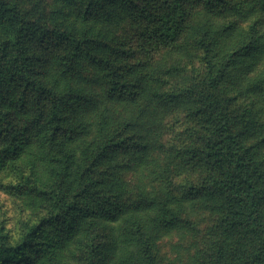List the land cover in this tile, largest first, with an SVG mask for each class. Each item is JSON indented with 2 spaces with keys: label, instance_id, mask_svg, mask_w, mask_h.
<instances>
[{
  "label": "trees",
  "instance_id": "1",
  "mask_svg": "<svg viewBox=\"0 0 264 264\" xmlns=\"http://www.w3.org/2000/svg\"><path fill=\"white\" fill-rule=\"evenodd\" d=\"M60 1L78 24L136 21L144 51L174 48L188 35L200 65L165 90L145 61L128 63L127 41L112 44L77 25L48 28L16 0H0V169L11 163L22 180L12 188L47 202L15 238L0 226V264H108L93 227L101 220L118 224L139 264H163L161 237L193 224L185 215L193 204L214 219L204 264H264V33L256 19L238 21L264 12V0ZM218 15L232 19L215 24ZM49 44L59 50L52 72ZM175 70L165 69L167 79ZM162 107L192 123L179 146L155 136ZM26 151L24 172L16 159ZM161 152L162 167L154 163ZM142 165L154 194L136 186Z\"/></svg>",
  "mask_w": 264,
  "mask_h": 264
},
{
  "label": "rangeland",
  "instance_id": "2",
  "mask_svg": "<svg viewBox=\"0 0 264 264\" xmlns=\"http://www.w3.org/2000/svg\"><path fill=\"white\" fill-rule=\"evenodd\" d=\"M21 9L30 13L31 17L43 23L48 28H63L77 25L81 30L85 29L88 35L97 36L112 44L117 41H127L128 47L131 49L133 57L128 60V63L145 61L147 67L145 68L146 75L155 76V79H163L164 89H169L175 83L180 85L182 79L194 76L199 69V52L189 45L188 35H184L180 43L174 48H161L158 51H144L141 48V40L137 38L136 21L126 18L119 23L112 22L115 20H106L103 17L92 19L87 23L78 24L75 18L74 9L63 4L60 0H16ZM203 19L200 13L195 15L194 24H199ZM229 19V15L215 16V24H223ZM256 19L258 23L259 32L264 33V12L248 13L240 17L241 25L247 27V24ZM80 30V31H81ZM44 50L47 52V65L49 71H53L57 62L56 55L59 50L56 46L49 44ZM259 70L264 71V57L259 61ZM169 66H175L174 73L176 78H168L164 74L165 69ZM159 68V70H153ZM195 71V72H194ZM95 71L91 66H86L83 73L85 79L91 81L95 76ZM92 88L101 92L102 88L99 84L90 82ZM144 99L138 101L134 105L137 111L143 105ZM154 105L156 102L152 103ZM129 112L131 108L125 105ZM151 115L156 116V112L152 111ZM158 123L153 127L156 135H161V141L164 144H173L176 146L182 144L185 138L183 134L187 126L192 125L188 118L185 117L182 110H168L162 107L158 113ZM179 136L178 138H175ZM175 138V139H173ZM163 152V151H162ZM162 152L158 157H154V163L160 167L167 161L162 157ZM30 152L26 151L16 159L17 165L20 169L26 172V163L30 160ZM143 166L137 167L134 175L137 178L136 186L142 187L145 191L154 194L153 189L155 184L148 183V176ZM172 170V169H171ZM21 174L11 166V163L6 164L0 169V226H3L12 238L20 235L26 224L47 211V202L38 193L19 194L16 192L13 185L22 181ZM203 177L200 173L196 174L194 180L200 181ZM153 192V193H152ZM187 219L192 221V225L186 224L184 228L171 230L162 235L161 240L167 242V249H162L163 264H204L203 249L210 247L212 238L207 237L208 230L214 224L213 215L207 211L198 208V206H187L185 208ZM99 233V240L104 244L105 250L108 254V264H139L137 260V250L132 246L122 242L119 234L118 224L107 220H101L93 226ZM74 247V246H73ZM161 255V253H160ZM62 256V255H60ZM59 256V257H60ZM62 261H66L65 257ZM74 263V262H73ZM42 264V263H38Z\"/></svg>",
  "mask_w": 264,
  "mask_h": 264
}]
</instances>
